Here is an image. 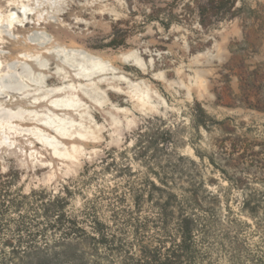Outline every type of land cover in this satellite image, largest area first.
<instances>
[{"label":"rangeland","instance_id":"obj_1","mask_svg":"<svg viewBox=\"0 0 264 264\" xmlns=\"http://www.w3.org/2000/svg\"><path fill=\"white\" fill-rule=\"evenodd\" d=\"M225 2L202 17L197 0H0V174L18 172L8 192L30 199L6 217L3 254L38 249L57 255L55 264H78L73 248L49 230L55 219L44 217L45 205L61 196L69 201L58 214L91 231L84 213L94 203L110 233L138 257L133 227L125 216L114 223L112 210L132 207L129 196L117 203L127 192L119 170L129 168L136 183L150 176L137 139L140 129L160 126L172 132V152L193 160L197 181L220 196L216 226L208 239L195 238L197 264H264V0ZM74 51L101 62L85 63ZM76 74L87 78L70 77ZM199 109L208 127L198 124ZM39 196L45 200L32 203ZM247 200L255 211L246 210ZM155 212L147 204L137 216L140 225L150 221L142 238L167 246L151 222ZM20 216L35 238L16 233ZM99 254H87V263L124 259L104 248Z\"/></svg>","mask_w":264,"mask_h":264},{"label":"trees","instance_id":"obj_2","mask_svg":"<svg viewBox=\"0 0 264 264\" xmlns=\"http://www.w3.org/2000/svg\"><path fill=\"white\" fill-rule=\"evenodd\" d=\"M197 1V11L202 17H204V13L208 17L214 16L226 6L225 0ZM197 106L200 108L198 104ZM199 110L202 118L198 124L208 127L210 124L204 116V111ZM148 124L152 125L150 122ZM137 141V157L148 164L147 174L150 176L141 178V181L136 183L134 179L138 176L129 168L125 167L123 170H119L120 177L126 180L127 192L124 197L116 198L117 203L123 205L122 203L129 196L132 200V207L122 208L121 211L112 210L111 218L115 223L125 216L123 223L133 227V234L139 242L137 245L138 257L130 254L122 238L110 233L107 225L96 215L94 203L89 205L84 213V218L90 223L91 231H88L84 227L86 226L84 221L81 222L78 218H71L66 214H58V211L67 208L69 200L61 196L54 197L45 205L47 210L44 217L48 220L55 219L48 228L60 235L63 245L73 248V255L78 264H88L85 258L87 254L101 259L99 254L101 248L108 250L113 255H123L122 264H197L198 253L195 238L199 234L204 239H208L212 228L216 226L215 208L219 203L220 196L208 191L204 180L197 181L198 166L193 160L172 152L175 149V142L171 131L160 126L152 130L146 127L145 130L140 129ZM235 153L236 150L233 149L226 159L225 166L232 165ZM200 159L203 160L201 157ZM209 161L215 168L218 167L215 156L212 155ZM187 162L194 168L188 169ZM219 170L225 177H228L227 169L219 168ZM19 179L18 172L12 170H9L5 175L0 174V241L1 235L5 234L9 227L5 221L10 210L12 208L21 209L29 206L30 203L29 197L16 198L10 196L8 192ZM229 180L231 182V178ZM235 181L238 182V180ZM31 200L32 203H36L44 201L45 198L39 196L35 201ZM147 204L156 211L155 220L151 221L152 224L160 227L164 239H170L167 246L166 244L164 246L165 242L159 240L158 245L151 246L146 244L142 238L147 223L150 221L147 220L145 224L140 225L137 216ZM244 207L248 211L256 210L251 208L249 200L245 202ZM20 217L22 220L16 227V233L19 235L28 233L26 235L29 239L35 238V235L31 234L26 227V217ZM124 231V229L120 230L121 235ZM6 243L11 245L10 242ZM83 247H87L88 252L82 251ZM56 256L51 257L37 249L25 255L13 252L9 258L0 250V264L9 262L14 264L12 259L18 264H55L58 261Z\"/></svg>","mask_w":264,"mask_h":264},{"label":"bare ground","instance_id":"obj_3","mask_svg":"<svg viewBox=\"0 0 264 264\" xmlns=\"http://www.w3.org/2000/svg\"><path fill=\"white\" fill-rule=\"evenodd\" d=\"M20 11H23L22 13H24V15H25V13L26 12H28L29 11V9L28 8H26V7H22L21 9H20ZM31 11V10H30ZM16 16V15H15ZM15 16H14V13L12 14V16H11V29L12 30H15L16 29V27H15V25L14 24H12V22H14V21H16V19H15ZM26 17V16H25ZM38 36V35H37ZM36 36V37H37ZM32 39H35V38H32ZM74 56H76V57H78L80 60H82L83 62H85V63H90V64H92L93 66L98 62H101V60L100 59H98L97 57H95V56H92V55H90V54H88V53H86V52H83V51H78V52H73L72 53ZM69 64V63H68ZM136 65L137 66H141L142 67V64H140V62L139 61H136ZM27 73V72H26ZM68 74H69V72H68ZM22 75V74H21ZM30 77V76H29ZM70 77H72V79H75V80H83V78H87V75H83V76H81L80 74H76L75 75V77H73L72 75H70ZM4 82V81H3ZM6 84V83H5ZM9 84V83H8ZM17 86V85H16ZM11 88V87H10ZM13 92V91H12ZM52 103V102H51ZM51 103L49 104V105H51ZM52 109H53V107H52ZM66 112V111H65ZM14 114V113H13ZM13 114H11L12 116H13ZM10 114L9 115H7V117L8 116H11ZM19 115V114H18ZM18 115L16 114V116L18 117ZM14 117V116H13ZM16 117V118H17ZM10 118V117H9ZM17 119H19V117L17 118ZM22 119V118H21ZM4 120V119H3ZM6 120V119H5ZM50 126V125H49ZM48 127V126H47ZM50 128H51V126H50Z\"/></svg>","mask_w":264,"mask_h":264}]
</instances>
